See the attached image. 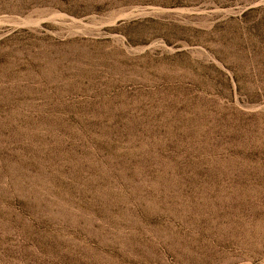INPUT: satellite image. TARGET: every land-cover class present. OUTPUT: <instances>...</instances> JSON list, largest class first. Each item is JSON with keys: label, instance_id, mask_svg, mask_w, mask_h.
<instances>
[{"label": "rangeland", "instance_id": "1", "mask_svg": "<svg viewBox=\"0 0 264 264\" xmlns=\"http://www.w3.org/2000/svg\"><path fill=\"white\" fill-rule=\"evenodd\" d=\"M0 264H264V0H0Z\"/></svg>", "mask_w": 264, "mask_h": 264}]
</instances>
